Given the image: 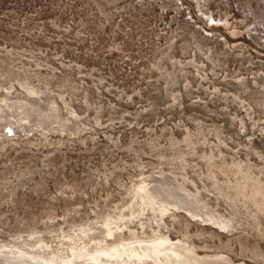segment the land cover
<instances>
[{
	"label": "rangeland",
	"instance_id": "obj_1",
	"mask_svg": "<svg viewBox=\"0 0 264 264\" xmlns=\"http://www.w3.org/2000/svg\"><path fill=\"white\" fill-rule=\"evenodd\" d=\"M24 84L59 117L62 95L79 125L46 138L0 128V216L41 226L47 207L61 221L79 202L86 221L107 194L114 207L142 181H168L228 226L164 216L145 233L185 232L264 264V0H0V99Z\"/></svg>",
	"mask_w": 264,
	"mask_h": 264
},
{
	"label": "bare ground",
	"instance_id": "obj_2",
	"mask_svg": "<svg viewBox=\"0 0 264 264\" xmlns=\"http://www.w3.org/2000/svg\"><path fill=\"white\" fill-rule=\"evenodd\" d=\"M24 88L25 93L0 99V128L6 135L12 136L17 131L26 134L35 132L46 138L49 132L61 133L67 131L68 127L77 126L76 120L72 119L75 114L62 95L58 97L65 103L68 115L59 117L41 104L32 102L34 95L40 94L34 86L24 84ZM127 148L129 150V146ZM160 155L166 158L162 152ZM209 177L216 179L213 174ZM114 181L118 186H124L121 176ZM212 185L223 191L217 182L214 181ZM136 187L127 194L126 199L115 202L114 207L107 202L113 193L103 197V201L95 200L94 218L86 221L88 211L83 210L79 202L64 204L61 221L56 220L55 206L50 204L44 214H39L41 226L28 223L26 216L7 208L0 216L2 225L25 226L19 232L0 227V264H248L243 260L234 261L223 252V249L230 250L232 245L223 246L207 240L199 246L192 241V235L185 232L182 238L176 240L158 229L145 233L144 229L151 225H166L164 216L173 217L179 225H189L196 218L226 228L229 221L221 220L215 212L205 209L195 194L182 184L142 181ZM236 190L240 191L239 188ZM256 192L252 191L254 197ZM246 195L250 198L248 193ZM227 197L247 206L241 196L229 193ZM254 197L251 201L258 205ZM110 207L111 212L107 211ZM180 211L186 214L183 219L179 217ZM214 234L211 232V235ZM247 249L242 248L241 253L246 259H263V252L254 249L247 253Z\"/></svg>",
	"mask_w": 264,
	"mask_h": 264
}]
</instances>
